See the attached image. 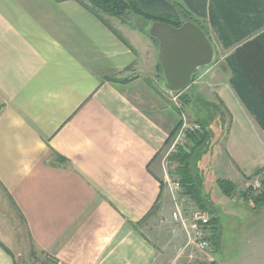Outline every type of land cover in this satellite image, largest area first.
Returning <instances> with one entry per match:
<instances>
[{"label":"crops","instance_id":"crops-1","mask_svg":"<svg viewBox=\"0 0 264 264\" xmlns=\"http://www.w3.org/2000/svg\"><path fill=\"white\" fill-rule=\"evenodd\" d=\"M89 1L0 0V201L12 202L56 264H160L142 226L162 201L159 153L174 126L166 91L149 80L158 48L144 28L149 17L195 16L192 0H123L133 23L105 15L108 25ZM207 10L203 20L213 15L226 43L243 38L216 46L240 89H219L229 134L261 129L252 112L264 104L240 66L263 54L254 45L236 51L256 38L264 48V0H208ZM0 264H15L1 235Z\"/></svg>","mask_w":264,"mask_h":264},{"label":"rangeland","instance_id":"rangeland-1","mask_svg":"<svg viewBox=\"0 0 264 264\" xmlns=\"http://www.w3.org/2000/svg\"><path fill=\"white\" fill-rule=\"evenodd\" d=\"M197 21L205 29L215 51L218 45L228 48L243 41L240 35L237 40L226 43L224 28L218 26L213 15ZM233 29H229L230 34ZM137 33L135 36L143 43L152 42L142 33ZM122 34L133 41L127 33ZM224 51L221 48L217 54V50L214 62L199 68L193 83L183 92L170 94L163 89L166 94L162 95L163 109H167L163 113L171 120L174 129L159 153L162 201L142 226L145 234L159 246L160 264H264V201H256V197L264 192V135H260L264 133V127L253 115L261 129H234L229 134L232 118L219 89L223 90L227 82H231L232 88L238 92L240 89L235 84L237 76L233 65L220 61ZM147 75L150 76L149 73ZM150 78L157 89L162 88V74L158 72V76L151 75ZM205 131L208 133L207 141L199 152V170L195 171L205 178V211L210 218L216 219L218 225V238L214 241L215 226L211 222L210 247L206 251L187 245L182 227L172 218L174 204L169 189V183L181 184L175 173L177 163L172 158L181 150H190L194 146L191 138H198ZM237 175L240 176L238 182L232 181L236 184V191L227 196L217 184V177L227 179ZM181 188L178 191L180 199L184 197L192 206L198 207L184 193L183 185ZM0 203V216L4 220H0V235L14 253L15 264H44L47 256H33V252L39 250L28 237L25 223L12 202Z\"/></svg>","mask_w":264,"mask_h":264},{"label":"trees","instance_id":"trees-1","mask_svg":"<svg viewBox=\"0 0 264 264\" xmlns=\"http://www.w3.org/2000/svg\"><path fill=\"white\" fill-rule=\"evenodd\" d=\"M193 5L194 15L193 17L185 16V17H149V20L165 22L171 24L174 27H181L186 22L192 21L193 23L199 25L204 31L205 29L198 23L197 20L203 19L207 17V5L208 0H192V2L188 1ZM89 9L105 24L108 25V19L105 15H110L116 17V19L124 22V23H133L132 17L129 16V4L123 0H90L89 1ZM188 18V19H187ZM193 18L194 20H192ZM114 30V29H113ZM117 36L121 37V35L114 30ZM156 41V40H155ZM254 45L259 47V52L263 54L262 60L259 64H254L252 66H240L242 71L245 73L248 80H251V84L253 87L258 89L259 92V100L264 104V48L262 47L260 41L256 38L250 42L244 44L243 48H239L236 52V55H240L244 49L248 48V46ZM159 66V72H161V67ZM195 79V77H194ZM181 93V92H180ZM188 97V94H186ZM252 115H254L259 123L264 127V112H256L253 111ZM203 124V123H202ZM204 125V124H203ZM208 133L202 132L198 138L192 137L191 139L194 142V146L191 147L190 150L184 151L181 150L179 153L172 158L177 163L175 168V173L180 177L181 184L184 187L185 194L194 201V203L202 210H206L207 208V201L205 192L203 191V184H204V177L199 174V171L196 172L195 170L198 169V161H199V152L205 146L206 143V136ZM173 133L167 140V144L169 143L170 139L172 138ZM217 184L221 188L222 192L227 196L232 195L236 191V184L231 180L217 179ZM246 194V193H245ZM256 201L263 202L264 201V192L256 197ZM155 207V206H154ZM153 207L152 211L147 215V218L150 214L155 210ZM157 208V207H155ZM145 217V219H147ZM212 224L215 226L213 230V239L217 241L218 238V225L216 224V219L214 217L211 218ZM41 255L44 254L40 251H34L33 256L39 258ZM46 256V255H45ZM44 264H56L55 261H50L47 257L45 259ZM214 264V263H212Z\"/></svg>","mask_w":264,"mask_h":264},{"label":"water","instance_id":"water-1","mask_svg":"<svg viewBox=\"0 0 264 264\" xmlns=\"http://www.w3.org/2000/svg\"><path fill=\"white\" fill-rule=\"evenodd\" d=\"M144 30L157 42L162 88L166 92L186 90L193 83L197 70L211 65L216 58L215 47L208 34L191 21L174 27L151 20Z\"/></svg>","mask_w":264,"mask_h":264},{"label":"built area","instance_id":"built-area-1","mask_svg":"<svg viewBox=\"0 0 264 264\" xmlns=\"http://www.w3.org/2000/svg\"><path fill=\"white\" fill-rule=\"evenodd\" d=\"M181 185L180 182L177 185L169 183V189L174 204L172 218L182 227L187 238V245H193L200 250L206 251L210 247L211 239L210 215L205 210L192 206V204L187 202L184 197L180 199L178 191L182 189Z\"/></svg>","mask_w":264,"mask_h":264}]
</instances>
